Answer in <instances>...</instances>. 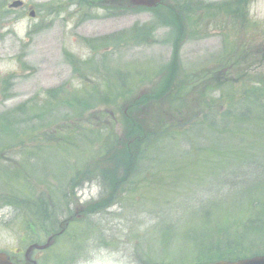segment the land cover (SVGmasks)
I'll return each instance as SVG.
<instances>
[{"label":"rangeland","instance_id":"rangeland-1","mask_svg":"<svg viewBox=\"0 0 264 264\" xmlns=\"http://www.w3.org/2000/svg\"><path fill=\"white\" fill-rule=\"evenodd\" d=\"M12 1L15 0H0V117L16 121L3 132L6 139L0 143V202L27 197L34 204L29 210L0 209V252L22 261L29 245L44 244L48 234L59 233L62 235L52 248L34 252L32 259L37 264H145V260L150 264H194L199 259L208 263L210 259L225 261L236 257L230 247L223 246L221 235L226 238L229 228L240 226L255 214L257 205L252 198L264 202V166L258 164L242 171L244 164L229 163L228 169L239 167L241 176L233 178L237 181L233 184L245 181V176L251 177L245 186L233 189L230 181L225 186L218 184L226 174L195 175L209 167L204 153L210 145L173 144L161 156L133 143L128 150L134 154H128L134 164L132 171L140 174H124L122 165V172L113 177L124 179L125 183H118L119 189L110 199L103 187L107 182L103 174L117 173L113 157L108 155V159L98 162L89 156L104 146L85 147L83 139H78L76 145L86 148L88 169L86 178L72 189L68 182L71 173L64 167L71 162V172L75 173L80 167H75L73 159L76 154L82 156L83 151H71L74 147L63 136L83 132L77 124L89 120L90 130L101 127L102 132L106 131L104 151L112 149L110 138L122 137L121 121L130 99L153 93L170 76L168 94L180 89L176 85L181 82L192 113L201 110L210 99L217 106L224 104L226 110L229 102L219 99V94L243 88L237 85L242 81L241 75L231 71L229 60L238 54V47L243 53L253 35L264 33V0L249 1L245 8L240 0H163L157 8L134 10L127 9L121 0H20L23 9L7 11ZM237 10L242 12L240 19ZM29 11L35 13L33 19L28 16ZM101 45L112 52L101 54ZM255 45L264 49V41ZM242 53L240 61L245 58ZM253 56L251 66L260 65L254 75L257 82L264 78V63ZM72 57L80 61L75 66L80 69L78 74L73 72ZM191 74L196 76L190 81L199 82L189 88L186 75ZM107 75L114 78L119 92L134 90L132 84L137 87L136 92L109 103L97 97V101L86 105L79 122L72 121V113L64 107L65 96H72L80 88L91 89L93 83L104 94L110 89ZM218 84L222 86L219 88ZM62 89V95L57 93ZM51 90L56 98L48 95ZM24 104L31 105V109ZM146 108L137 107L133 116L138 121L144 119L143 127L148 131ZM28 111L38 112L32 115ZM261 115L264 117V111ZM168 118L164 116V122L172 123ZM211 130L206 127L203 138L209 137ZM242 148L246 149L245 145ZM61 168L64 179L45 180V176ZM132 180L137 182L135 187L130 185ZM57 197L62 201H56ZM76 205L81 213L87 211L86 218L76 215L80 221L66 222L68 214L74 216ZM22 212L37 220L29 234V226H23L18 219H24ZM202 227H210L215 239L208 240V249L196 258L202 249H197L199 244L189 238H194ZM223 249L226 255L214 254V250L219 253ZM240 249L249 254L246 247Z\"/></svg>","mask_w":264,"mask_h":264},{"label":"trees","instance_id":"trees-1","mask_svg":"<svg viewBox=\"0 0 264 264\" xmlns=\"http://www.w3.org/2000/svg\"><path fill=\"white\" fill-rule=\"evenodd\" d=\"M249 1L254 0H240L239 4H241L242 8H245L249 5ZM234 14L235 12H233V15ZM237 18H242L241 10H237ZM134 36L135 34L132 35L133 38ZM252 37L253 38L250 41L251 43L249 42L247 46L243 48V53L242 50L238 47V54H236L229 60L231 71L235 70L236 72L240 73L242 81L237 82V85L239 86V88H241L242 86L243 88L241 90H231L226 93L219 94V99L229 102L225 107L226 110H224V104H220L217 106L215 104V101H213V99H210L204 102L203 108L201 110L192 113V110L188 109L187 107L188 102L184 99V96L187 97L188 94L182 93V91L186 87L181 88V82H178V84L176 85V87L179 86L180 89L177 88L176 90H174L173 94H168L169 81L172 79V76H170L167 82L159 86L156 90L153 91V93L147 94L146 96H142L140 98L132 97L130 99V103L128 102L129 104L124 107V114L122 117L123 119L121 121V124L124 125L122 137L117 138L118 136L112 135V138H110L111 141L113 139V143H111L113 144L112 149L109 148L108 151H104L107 147V145L105 144V141L107 140L105 136L106 134L104 133L106 132L105 130L102 132L101 127L98 130H90L89 120L78 123V128L82 129L83 132L79 131V133H69L67 136H63L66 142L71 147H74L73 149H71V151L75 153V148H80L82 149L81 152L83 151L82 156H80L79 153L76 154L75 158L73 159L75 167H80L75 171V173L71 172L74 171V169H71V162L64 167L68 170V173H71L68 178L69 184L72 185L71 188L75 189L80 185L82 179L86 178L87 173L85 172V170L88 169V167L86 166V158H84L86 157L87 153L86 151H84V149H86L85 147L90 146L91 144H101L100 146H104V149L101 148L100 152L89 157L97 159L98 162H100L103 158L108 159L109 155L111 158L113 157L111 160L112 163L116 162L115 172L117 173L109 175L105 173L103 174L105 181L108 182H106L103 187L105 188V191L109 193L108 197L110 199H114V195H116L119 189L118 183H123L125 181L124 179H121L119 181L113 177L115 174H119L122 172V165L125 166L126 170L124 174H127V172H131L132 177H136L140 174V172L138 171H132V167L134 164L131 163V155H133L134 152L128 150L131 144L137 143L140 145L142 150L151 149L154 152H159L162 156L168 150L169 145L187 143L191 144L193 142L197 144L205 143L207 145H210L204 153L205 158L206 160L208 159L207 161L210 163V165L207 169L205 168L198 174H195L197 177L206 174L214 175V173L217 172L220 175H218L217 173L215 175H218L219 177L221 175L225 177L226 174V178H222L220 179L221 181L218 182V184H220L221 186H225L228 181H230L231 184L229 185L230 188L233 189H238L242 188V186H245L244 184H246L247 178L251 177L245 176L246 178L243 177L246 179L245 181L242 182L241 180V183L238 182L240 184H233L234 181H236V177L241 178V176L238 172L239 167L233 168L231 166L230 169H228L229 163L231 165L234 163H240L242 164V166L244 164L246 167H244L245 169H243L242 171H246L247 168H251L250 166L256 167V165L258 164L264 166V164L262 163V158L264 157V128H261L264 125V117L261 115V113L264 111V86H259L261 83H264V78L257 80V83L254 79V75L260 69V65L256 63L254 67L251 66L254 57L253 54L255 55V57H257V60H259L261 64L264 63V49L255 45V42L261 43L262 41H264V33H256ZM240 53L245 56L242 61L239 60ZM238 61L242 62L243 64ZM177 70L179 69L177 68ZM74 71V73L78 74L80 72V69H75L74 67ZM174 76H176V74ZM186 76L188 77V81L187 83L186 81L183 82L184 84L186 83L189 88L191 86H196V83L199 82L195 81L194 83L190 81L191 79H194L193 77L196 75L191 74ZM113 79L114 78L111 79L107 75L106 81L109 83L110 89L104 94L100 93L102 91L100 88H98L99 85L93 83L91 89L80 88L78 91L73 92L72 96L70 94H67L65 96L63 102L64 107L68 108L72 113V121L79 122L83 118L82 113L84 112L83 110L86 108V105L91 104V100L97 101V97H102L104 103H109L115 102L118 98H120V96H125V94H132L136 92L137 87L134 84H132L131 86L132 88H134V90L131 91L130 88H126V90L129 91L119 92L117 89H115L116 83L112 81ZM111 84H113L114 86H111ZM221 86L222 85L220 84L217 85V87L219 88ZM196 90L197 88L194 89V91ZM63 92V89L60 92L57 91V93L61 95ZM55 94V92H52L49 93V96L52 98H56L54 97ZM59 98L60 97L57 95V99ZM71 98L74 100L68 105L67 102ZM137 107H139L140 109L147 107V112L146 114H144V116L149 119V123L147 126L149 128L148 131L143 127L145 120L142 119L138 121V117L136 118L133 116L138 112V110L136 109ZM37 112L38 111L32 113L31 111H28V113H32V115H35ZM166 115L169 117L168 121H172V123L164 122V116ZM203 120L204 122H202ZM15 123L16 121L13 119L9 121L7 118L1 117L0 134L5 136L3 134V131L9 130L11 125L13 126L15 125ZM206 127H210L212 129L211 134L209 137L203 138V133L206 130ZM222 130H224V132L220 133V131ZM78 139H83V143L86 146H77L76 144L78 143ZM49 141L54 142V139L50 138ZM225 142H228V144L224 145L223 143ZM238 142H241L242 144L239 145ZM243 145H245L246 149L242 148ZM254 147H256L255 150L251 151L250 149H253ZM260 147H262L263 149H260ZM42 148H40L37 153L40 152ZM128 152L131 155H129ZM189 152H191V148L189 149ZM75 160H77V162H75ZM127 167L129 171H127ZM62 170L63 168L53 171L52 173L48 174L47 177L45 176V180L50 177L51 181L53 180V178L64 179L65 176L61 174ZM99 173L100 177L103 178L101 176L102 172ZM262 174L264 175V173ZM46 185H49V183H46ZM130 185L135 187L137 185V182L132 180ZM158 194L159 193L155 194L154 196ZM159 197L161 196L159 195L154 199H157ZM19 199L21 198L16 197L15 200H6L1 202L12 203ZM55 200L62 201L61 197H57ZM252 200L254 206L257 205V211L255 212V214L252 216H248L243 223H240V226H236V228H229V234H226V238L224 237L225 234L221 235L220 240L224 241L223 246L230 247L233 250V253L236 254V257L226 258L225 261H237L245 258H250L252 256L264 255V202H262L261 200L254 201V198H252ZM55 203H57V205L59 204V202ZM36 221L37 220L34 221L31 219L29 227L35 225ZM209 228L202 227V229L196 233V244H199L197 249H202L200 252H197L196 258H199V256H201L208 249L209 246L206 244V242H208V240L213 242L215 239V234L211 233ZM246 230H249L247 234H245ZM221 233H224V230H222ZM241 247H246V249H248L247 251H249V254H244L243 250L240 249ZM224 250L225 249H223L222 252L219 253L214 250V254L218 256L226 255L224 253ZM215 260L217 261V259H213L212 261L210 259L209 262H213ZM197 262L201 263L200 259L197 260ZM144 263L150 264V261ZM203 263L207 262L203 261Z\"/></svg>","mask_w":264,"mask_h":264},{"label":"water","instance_id":"water-1","mask_svg":"<svg viewBox=\"0 0 264 264\" xmlns=\"http://www.w3.org/2000/svg\"><path fill=\"white\" fill-rule=\"evenodd\" d=\"M159 2H161V0H134V3L137 6H144V7H149V8L155 7ZM20 6H21V3L16 2L11 7L18 8ZM31 15H33V14H31ZM47 247H48V244L46 246H44V247H41V248H38L37 246H32L30 248V250L28 251V253H30V251L33 248L46 249ZM0 264H9L7 262L6 256L3 255V254H0ZM216 264H264V257L253 258V259H250V260H245V261H241V262H237V263L219 262V263H216Z\"/></svg>","mask_w":264,"mask_h":264},{"label":"flooded vegetation","instance_id":"flooded-vegetation-1","mask_svg":"<svg viewBox=\"0 0 264 264\" xmlns=\"http://www.w3.org/2000/svg\"><path fill=\"white\" fill-rule=\"evenodd\" d=\"M30 259V258H29ZM29 259H26V257L25 256H23V260L22 261H18V264H20V263H25V262H27V261H29ZM15 261H16V259H15ZM17 262V261H16Z\"/></svg>","mask_w":264,"mask_h":264}]
</instances>
